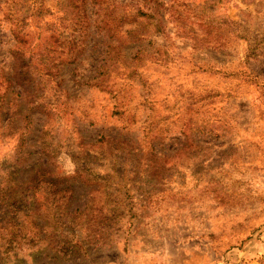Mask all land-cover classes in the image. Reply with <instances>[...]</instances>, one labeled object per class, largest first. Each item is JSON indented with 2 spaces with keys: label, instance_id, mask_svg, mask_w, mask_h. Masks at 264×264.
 I'll use <instances>...</instances> for the list:
<instances>
[{
  "label": "rangeland",
  "instance_id": "obj_1",
  "mask_svg": "<svg viewBox=\"0 0 264 264\" xmlns=\"http://www.w3.org/2000/svg\"><path fill=\"white\" fill-rule=\"evenodd\" d=\"M162 1L0 0V264H264V0Z\"/></svg>",
  "mask_w": 264,
  "mask_h": 264
},
{
  "label": "trees",
  "instance_id": "obj_2",
  "mask_svg": "<svg viewBox=\"0 0 264 264\" xmlns=\"http://www.w3.org/2000/svg\"><path fill=\"white\" fill-rule=\"evenodd\" d=\"M215 1H221V0H209V2L212 3V5H215ZM146 4H147L146 9L138 8V13L140 15L145 16L147 21L141 22L139 17H136L134 20L129 21L130 28L127 30V35L132 40H141L150 32L159 33V32L163 31V25L164 24H163L162 18L159 17V10L162 7L167 6V4L162 0H146ZM186 5H189V4L187 3ZM203 9L205 10L206 7H204ZM141 24H143V26H144V28L142 30H141ZM201 39H203V38H201ZM208 41H210V39L206 40V42H208ZM214 41H218L216 39V37H215ZM219 44L222 45V42H219ZM17 94L19 96L23 95V93H20V92H18ZM33 102H35V101L30 102V104H31L30 108H34V106L36 105V104H32ZM23 117H24L23 121L26 122L28 125L33 124L34 120H33L32 116H30L29 114H26ZM20 135H22V133ZM24 140H25V137H22L21 142L19 144V147L22 146L23 142H26V140L25 141ZM17 171H18V169H15L13 171V174L16 175ZM52 188H54V186ZM2 192H4V191L3 190L0 191V197L2 196L1 195ZM24 199H26V198H24ZM14 200H15V203H17V204L20 203L22 206L21 208H18L19 214L22 213L21 215L27 216L29 212H35L36 213V208L32 207V204L31 205L28 204L29 206L26 204H23V202H22L23 197L22 196H20L19 199H17V196H16V198ZM45 202H46V200H45ZM23 208H27V211L24 213L22 211ZM66 208H68V207L67 206H61L59 208L57 207V209L59 211L61 210L63 212H64V209H66ZM85 211H86L85 208L81 209V208L77 207V208H74L72 211L66 210L63 215H65V216H68L69 214L70 215H74V214L76 215L77 213L84 214ZM45 214H46V212H45ZM21 215H20V218H21ZM57 216H59L58 212H57ZM52 218H53V216H52ZM30 222H32V220H30ZM32 223L36 224L37 226L40 225L38 214H34Z\"/></svg>",
  "mask_w": 264,
  "mask_h": 264
}]
</instances>
